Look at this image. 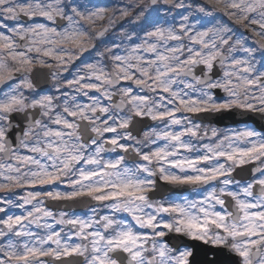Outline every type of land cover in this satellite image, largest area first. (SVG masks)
<instances>
[{
	"label": "snow or ice",
	"instance_id": "6c2138e0",
	"mask_svg": "<svg viewBox=\"0 0 264 264\" xmlns=\"http://www.w3.org/2000/svg\"><path fill=\"white\" fill-rule=\"evenodd\" d=\"M134 7L0 0V264H264V0Z\"/></svg>",
	"mask_w": 264,
	"mask_h": 264
},
{
	"label": "rangeland",
	"instance_id": "374dc122",
	"mask_svg": "<svg viewBox=\"0 0 264 264\" xmlns=\"http://www.w3.org/2000/svg\"><path fill=\"white\" fill-rule=\"evenodd\" d=\"M84 2H87L89 4V6H101V7H108V8H112L115 7L117 9L122 8L126 5H128L129 3H133L134 5H136V7H134L131 11H132V16L131 17H125L123 20H119L117 19V23L116 26L114 28L109 29V33L103 38L105 40V42L114 40V39H118L121 31L127 30L130 26V22L132 20H134L135 15L139 14V7L143 4H151L150 0H84ZM160 2L162 3L163 0H160ZM190 0H185V3H189ZM206 0H200V3H205ZM161 15H163V13H161ZM172 15L175 16L176 12L173 11ZM116 17H119V11L117 10V12L115 13ZM225 19H227L225 17ZM176 20L179 21V16H176ZM0 22H3L2 20H0ZM11 23V22H9ZM107 23V16L105 17L104 20L98 21L97 22V27L99 28L102 25H105ZM231 23V22H229ZM121 25L123 27H121ZM237 28H239L240 31L245 32V34L249 37V44L252 43V41L255 39L254 37H252L251 32H249L247 29H243L240 28V26H236ZM77 66H80L79 64H77ZM72 71H75V67H73L71 69ZM65 75H67V73H65ZM22 194V193H21Z\"/></svg>",
	"mask_w": 264,
	"mask_h": 264
},
{
	"label": "water",
	"instance_id": "95a60500",
	"mask_svg": "<svg viewBox=\"0 0 264 264\" xmlns=\"http://www.w3.org/2000/svg\"><path fill=\"white\" fill-rule=\"evenodd\" d=\"M0 87H2V86H0ZM185 242L186 243L193 244V246L196 249V253L197 254H196L195 258L193 259V264H197L198 261L203 260V258H204V252L206 251V248H204V245H202V244L200 245L199 243H196V242H189V241L188 242L185 241ZM200 255H201V257H199ZM213 258H214L213 256H212V258H209L208 257V259H213Z\"/></svg>",
	"mask_w": 264,
	"mask_h": 264
},
{
	"label": "flooded vegetation",
	"instance_id": "af4514ba",
	"mask_svg": "<svg viewBox=\"0 0 264 264\" xmlns=\"http://www.w3.org/2000/svg\"><path fill=\"white\" fill-rule=\"evenodd\" d=\"M211 246H206V248H210Z\"/></svg>",
	"mask_w": 264,
	"mask_h": 264
}]
</instances>
